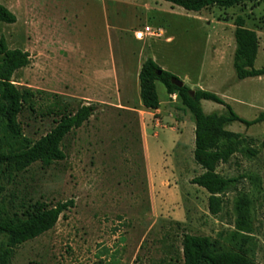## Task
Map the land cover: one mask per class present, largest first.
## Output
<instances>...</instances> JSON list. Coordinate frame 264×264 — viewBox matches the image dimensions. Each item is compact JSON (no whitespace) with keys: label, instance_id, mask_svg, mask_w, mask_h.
<instances>
[{"label":"rangeland","instance_id":"rangeland-1","mask_svg":"<svg viewBox=\"0 0 264 264\" xmlns=\"http://www.w3.org/2000/svg\"><path fill=\"white\" fill-rule=\"evenodd\" d=\"M0 4L16 17L14 24L0 22V37L9 49L30 57L12 77L20 90L34 93L33 110L24 109L18 118L22 134L37 141L49 133L58 121L59 107L73 112L81 106L93 108L89 120L64 139L65 160L38 162L3 180L2 217H21L37 202L49 207L73 202L52 230L17 247L10 264H183V234L210 237L227 249L240 244L253 264H264V122L249 128L239 122L226 126L251 139L258 153L253 158L237 153L219 165L217 172L235 183L223 196L221 213L212 216L208 193L190 183L203 172L193 159L192 114L183 113L182 141L165 153L169 163L160 169L158 158L163 156L153 135L161 136V130L146 119L142 130L136 117L99 104L95 86L103 77L100 74L95 85L92 78L97 71L112 72L116 67V76L126 75L132 87L138 67L152 59L162 70L216 94L240 118L252 121L264 113V76L236 78L233 22L241 16L256 32L254 68H262L264 1L198 13L162 0ZM145 26L160 35L137 40L134 33ZM156 91L165 102L162 83H156ZM167 106L174 109L181 103ZM201 107L207 115L228 114L211 101H201ZM243 195L249 201L252 231L235 236L234 203Z\"/></svg>","mask_w":264,"mask_h":264},{"label":"trees","instance_id":"trees-1","mask_svg":"<svg viewBox=\"0 0 264 264\" xmlns=\"http://www.w3.org/2000/svg\"><path fill=\"white\" fill-rule=\"evenodd\" d=\"M178 6L187 12H201L210 7L232 8L246 2L259 3L264 0H162ZM0 22L14 24L15 15L0 4ZM235 51L233 68L236 78L244 80L264 76V66L254 68L259 50V39L254 30L245 26L241 16L234 19ZM0 196L4 192L3 180H10L15 174L26 171L35 163L60 162L66 156L62 143L67 135L80 128L93 115L91 106H81L76 111L66 106L55 112L58 121L55 126L37 141H32L22 134L19 116L24 109L33 110L31 90H20L12 82L14 73L27 66L29 54L18 49H9L3 37H0ZM160 73V74H159ZM178 79L173 74L162 70L152 59L143 62L138 74L140 100L142 106L151 111L159 108L156 82L164 85L167 94H176L181 106L189 111L194 120V162L203 172L191 179L190 183L208 193V212L212 216L221 213L224 207L223 196L229 191L234 179L226 178L217 172L221 164L227 163L235 154L248 158L257 155V150L250 146L251 139L228 131L226 126L239 122L247 128L264 122V113L252 121H247L235 114L216 94L196 90L193 97L190 89L183 85L177 88L172 80ZM211 101L224 106L226 116L203 112L200 102ZM264 147V142L262 143ZM73 205L72 201L58 203L49 207L37 202L30 206L21 217L0 216V264H10L17 247L52 230L57 221ZM234 235L247 236L251 233L249 201L245 195L234 203ZM233 235V236H234ZM183 264H253L240 244L227 249L207 236L183 234Z\"/></svg>","mask_w":264,"mask_h":264},{"label":"crops","instance_id":"crops-1","mask_svg":"<svg viewBox=\"0 0 264 264\" xmlns=\"http://www.w3.org/2000/svg\"><path fill=\"white\" fill-rule=\"evenodd\" d=\"M216 56L220 66V52L217 51ZM141 66L142 65L138 67L137 74L132 87H130L129 80L128 78H126V75L123 74L122 77L116 76V67L112 69V72L97 71L96 75L92 74L94 85L97 84V79H100V74L103 77L101 81L103 83H101L99 87L98 85L95 86V91L98 92V96H96L98 98L97 102L101 105L113 107L120 112H124L136 117L138 122L140 123V127L142 130L145 124V119L148 122L151 121L154 124L155 128H159L161 130V136L158 134H154L153 138L156 139V143L158 144V152L163 156V158H158L161 167L160 169H163L165 168L166 163H169L167 162L169 160H167L168 158L166 157L165 153L171 151L176 143L182 141L183 132H180V130H182V128L184 127L183 122H181V118L186 109L182 106H176V108L173 107L174 109L168 107L167 105L172 106L179 100L176 94H167V92L166 101L161 103L159 100L160 105L157 110L151 111L145 109L142 106L140 100V88L138 80V74L141 69ZM189 83L190 85H187L185 81L183 82V84L186 85L190 90L193 89V91H196L197 88L198 90H201L199 87H197V85H193L191 81H189ZM172 95H175V99H172ZM155 116L156 120H153V117ZM193 134L194 128L191 126V142L193 140ZM161 137L162 139L160 140ZM144 141L148 144L147 139H145ZM166 144H168V146ZM147 149L149 148L147 147ZM148 153L150 154L149 150ZM146 166L147 169L150 167L149 156L146 157Z\"/></svg>","mask_w":264,"mask_h":264},{"label":"built area","instance_id":"built-area-1","mask_svg":"<svg viewBox=\"0 0 264 264\" xmlns=\"http://www.w3.org/2000/svg\"><path fill=\"white\" fill-rule=\"evenodd\" d=\"M159 35H160V33L154 32L149 26H145L142 31H136L134 33V37L137 40H142V39H144L147 36L157 37ZM172 99H175V95H172Z\"/></svg>","mask_w":264,"mask_h":264},{"label":"water","instance_id":"water-1","mask_svg":"<svg viewBox=\"0 0 264 264\" xmlns=\"http://www.w3.org/2000/svg\"><path fill=\"white\" fill-rule=\"evenodd\" d=\"M159 74H160V73H159ZM172 84H173L174 86H176L177 88H181V87L184 85L183 82L180 81L179 79L172 80ZM188 94H189L191 97H193V95H194V91L190 90V91L188 92Z\"/></svg>","mask_w":264,"mask_h":264}]
</instances>
